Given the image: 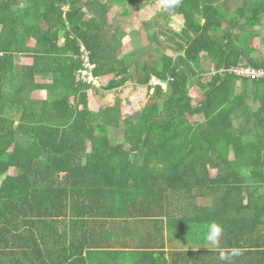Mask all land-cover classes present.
Masks as SVG:
<instances>
[{
  "label": "trees",
  "instance_id": "trees-1",
  "mask_svg": "<svg viewBox=\"0 0 264 264\" xmlns=\"http://www.w3.org/2000/svg\"><path fill=\"white\" fill-rule=\"evenodd\" d=\"M105 1L0 0V214H8L0 229L16 246L25 228L27 254L41 264H109L98 250L117 249L128 253L110 264H264V77L225 71L243 60L264 65L246 54L264 0H240L232 11L230 0L171 9L154 0L168 26L150 40L165 50L141 61L105 40ZM80 42L102 89L128 81L152 89L143 107L134 111L125 97L102 107L75 82ZM205 54L214 68L207 80ZM19 55L31 63L18 68ZM35 74L51 80L34 84L43 100L30 99ZM152 76L165 86H150ZM5 105L17 118L3 116ZM212 223L223 229L219 247L205 240ZM233 249L231 261L220 258Z\"/></svg>",
  "mask_w": 264,
  "mask_h": 264
},
{
  "label": "rangeland",
  "instance_id": "rangeland-1",
  "mask_svg": "<svg viewBox=\"0 0 264 264\" xmlns=\"http://www.w3.org/2000/svg\"><path fill=\"white\" fill-rule=\"evenodd\" d=\"M104 3L107 6L106 9L108 14L105 13V16L109 21V23L106 24L107 34L105 40L112 45H114V42H117L113 47H118L119 53H132L135 58L138 57L141 61L148 59L152 60L160 55V53L164 52L165 48L163 46H157L155 48V43L151 42L148 35H151L155 30L168 26V13L165 7H162L161 4L155 5L154 0H128L127 2L121 1L120 3L115 2V0H106ZM234 4L235 2L232 0L228 3L230 11L234 9ZM225 27H228L227 23L224 24V28ZM255 29H257L258 32L252 38L255 51H246V54L254 60H263L264 20L260 25H256ZM230 31L235 40L243 41L244 33H240L234 28L230 29ZM112 32L114 33L112 34ZM114 34L115 36L112 38ZM213 35L218 38L219 41H223L221 33L213 32ZM115 38H118L119 41H116ZM241 62L245 61L243 60ZM199 70L202 74V78L207 80L212 75L211 72L213 71V67H206L205 69L199 67ZM196 81V78H191L189 82L190 93L195 103L201 98V94H198L197 88L194 86ZM105 82L106 80L104 79L103 84H105ZM161 83L165 85L163 82ZM151 92L152 89L148 90L146 86L138 87L132 82V84L128 83L119 89L98 91L96 94V101L100 104L102 99H111L113 100L112 102H114L116 97H125L131 101V106L134 111H137L147 100ZM199 118L198 116L189 117V119L193 121ZM112 135H114V132ZM200 203L202 202L200 201Z\"/></svg>",
  "mask_w": 264,
  "mask_h": 264
},
{
  "label": "crops",
  "instance_id": "crops-1",
  "mask_svg": "<svg viewBox=\"0 0 264 264\" xmlns=\"http://www.w3.org/2000/svg\"><path fill=\"white\" fill-rule=\"evenodd\" d=\"M235 2L234 4V8L236 6H238L239 2L238 0H232ZM19 4V1L17 2ZM232 5V4H231ZM232 11V9H231ZM108 15V14H107ZM108 17V16H107ZM107 23H109L108 18H107ZM0 31H1V26H0ZM114 32H112L113 34ZM150 34V33H149ZM153 33H151V35H148V37L150 38L152 36ZM35 42L34 40H30V45H33ZM114 45L117 44V42L113 43ZM113 45V46H114ZM135 58V57H134ZM135 59L139 60L138 57H136ZM200 67L205 69L206 67H213L212 62L210 61V58L205 54L201 56V60H200ZM31 63V58L28 56H23V55H19L18 56V68H20V66L23 65H28ZM214 72V68L213 71L211 72V74H213ZM104 80V79H103ZM28 85L30 87V99L32 100H43L46 98L47 93L46 90L41 89V88H37L34 86V84H41V83H50L51 80L48 77H44L40 74H35L33 76L32 79H28ZM128 83L132 84V82L128 81L126 82L125 85H127ZM124 85V86H125ZM139 87V85H137ZM165 86V85H164ZM93 90L96 91V94L98 93V91H102L105 89H94ZM119 89V88H118ZM7 90H8V86H7ZM91 90V88H90ZM96 94L94 95L95 99H96ZM106 98V97H104ZM113 100H106V99H102V102H100V106L104 107L106 105H111L113 102ZM146 103V101L142 104V106L139 107V109L141 107L144 106V104ZM255 105L257 106V102L255 103ZM5 111L3 116L6 118H17L14 115V110L11 106L9 105H5ZM138 109V110H139ZM198 120V119H195ZM193 121V120H191ZM113 130V131H112ZM114 132V135H112V133ZM111 140H116L117 141V133L116 131H114L113 128H111L110 130V135H109ZM244 139H249V136H245ZM232 157V155H231ZM1 183V180H0ZM202 202V205L204 206H209L211 204V198L209 197H203L200 200ZM0 218H8V214H0ZM26 232H25V228H19L17 231V245L13 246L10 245L12 243V239H10V233L8 232V228H2L0 229V264H41V259H34L33 256H28L29 254V248L27 249V241L25 236ZM30 241L28 240V243ZM32 242V241H31ZM35 249V245L34 248ZM28 251V254H27ZM128 251V250H127ZM100 256L102 255L103 258L106 260V262L112 263L113 259L117 262H121L122 258L124 257L123 253H128V252H124L123 249H117L114 251V256L111 257L110 255V250H98ZM95 252H91V254H94ZM133 254H136V256L140 257V254H142V252H140V250H135V252H132ZM137 257V258H139Z\"/></svg>",
  "mask_w": 264,
  "mask_h": 264
},
{
  "label": "built area",
  "instance_id": "built-area-1",
  "mask_svg": "<svg viewBox=\"0 0 264 264\" xmlns=\"http://www.w3.org/2000/svg\"><path fill=\"white\" fill-rule=\"evenodd\" d=\"M78 58L80 65L75 71V82L90 88L102 89L103 78L94 74V64L91 62L90 52L82 42L79 44ZM225 71L239 78L261 79L264 77V65L254 66L246 62H240L226 68ZM149 84L150 86L162 85L164 87L154 76L151 77Z\"/></svg>",
  "mask_w": 264,
  "mask_h": 264
},
{
  "label": "clouds",
  "instance_id": "clouds-1",
  "mask_svg": "<svg viewBox=\"0 0 264 264\" xmlns=\"http://www.w3.org/2000/svg\"><path fill=\"white\" fill-rule=\"evenodd\" d=\"M162 3L164 4L165 7L171 9V8H175L180 3V0H162ZM222 231H223L222 227L219 226L218 224L216 223L210 224L208 232L205 235V240L207 241V243L219 247ZM237 255H239V252L233 249L227 256L222 252L220 258L222 260L226 259L231 261V258Z\"/></svg>",
  "mask_w": 264,
  "mask_h": 264
}]
</instances>
